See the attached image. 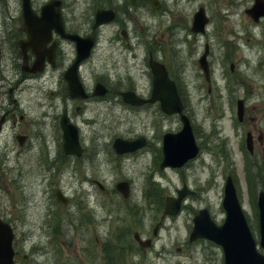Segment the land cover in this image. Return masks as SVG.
I'll return each instance as SVG.
<instances>
[{"label": "rangeland", "instance_id": "obj_1", "mask_svg": "<svg viewBox=\"0 0 264 264\" xmlns=\"http://www.w3.org/2000/svg\"><path fill=\"white\" fill-rule=\"evenodd\" d=\"M20 1L0 0V26L5 17L20 16ZM44 1L34 3L39 6ZM67 2L69 15L77 22L87 17L89 0ZM252 3L163 0L154 14L139 8L130 30L138 41L134 49L112 40L116 24L105 27L100 32V46L82 64L80 73L89 92L96 81L102 80L109 88L118 86V91L84 104L65 93L62 72L67 58L56 69L21 77L19 67H14L19 59L12 62L13 41L0 40V69L3 59L12 63L8 71L3 70V78L0 75V115L10 108L8 115L14 110L19 122L15 126L8 119L0 131V214L13 227L19 257L26 254L32 264H54L56 260L98 264L99 258L81 254L82 248L97 236L111 240L114 230L126 226L131 228V238L136 230L140 237L151 239L147 249L127 255L130 262L126 264H222L219 245L207 239L189 242L188 234L199 208H207L216 224L223 221L221 200L227 175H231L258 243L253 196L256 187L264 188V19L254 22L245 13ZM199 6L204 7L209 20L205 33L195 35L190 24ZM147 27L166 51L157 49L153 53L172 65L184 112L197 131L199 153L181 167H159L162 134L180 128L178 116L163 114L156 103L126 104L119 96L125 89L144 95L150 91L145 60ZM205 43L210 49L209 89L196 65ZM117 82L120 84L115 85ZM237 98H243L245 108L239 124L234 123ZM76 104H81L80 110L74 109ZM63 107L79 127L83 146L79 157L62 154L58 117ZM19 115H23L22 120ZM247 130L254 147L252 153L244 154ZM16 133L27 136L22 146L14 137ZM139 136L146 140L140 149L124 154L113 151L115 137ZM258 168L261 177L256 184L248 176H254ZM119 181L128 182L126 197L115 189ZM183 183L194 193L183 198L176 214L162 215L165 196H176V188ZM54 188L69 198L67 204L55 200ZM81 212L95 222L80 223ZM54 214L61 218L58 236L53 235L50 224ZM91 250L94 254L98 251Z\"/></svg>", "mask_w": 264, "mask_h": 264}, {"label": "water", "instance_id": "obj_2", "mask_svg": "<svg viewBox=\"0 0 264 264\" xmlns=\"http://www.w3.org/2000/svg\"><path fill=\"white\" fill-rule=\"evenodd\" d=\"M264 2L262 0H256L254 6L247 9L255 20L259 15H264V8L257 9V6ZM56 1L49 0L41 6V15L39 16L38 22L41 25H53L54 18L59 19L60 15L58 9L55 10ZM58 5V4H57ZM22 16L24 18H34L35 15L30 8L29 0H22ZM101 21V13H96V24ZM207 22V17L204 14L202 8H199L194 16L192 23L193 31H203L204 24ZM28 41L31 43L35 41V36L29 34ZM29 43V42H27ZM23 45V44H21ZM91 43L87 45L78 44V55L75 62L70 66L64 73V77L68 83V90L71 96H84L80 83L76 76V63L85 55H87ZM205 55V54H204ZM204 55L201 60H204ZM201 61V62H202ZM153 70V93L152 99H158L160 101L161 109L168 113H181L182 104L176 92V88L171 80L167 78V74L163 65H152ZM202 67L207 73V68L204 64ZM41 69L40 65L36 62L33 63L31 71ZM104 88L101 85H97L95 92L102 94ZM123 99L132 104H138L143 102L138 98L134 97L131 93H123ZM237 114L238 117L242 118L243 108L242 101L237 102ZM181 120L183 126L177 133H166L163 136V160L160 164L161 167L164 165L180 166L187 159L192 158L196 155L198 147L194 142V138L191 131L189 120L183 114H181ZM1 121V120H0ZM60 126L63 133V147L66 153L80 154L81 147L77 140L76 127L69 122L66 116V111L60 118ZM19 143L23 142L24 136H17ZM250 143V136H247V144ZM143 144L141 139H135L133 141L124 140L122 138H116L113 146L117 152L132 151ZM117 188L126 195L127 185L125 182L117 184ZM188 190L183 187L178 190V197L176 199H167L164 213L173 214L179 209L180 199ZM59 199L65 201L64 199ZM223 206L226 210V217L224 222L219 226L216 225L206 209H201L193 218V228L190 233V240H194L198 237H206L220 244L224 251V263L223 264H264V255L257 251L255 241L251 235L249 227L245 221L243 213L239 207L234 194V188L229 180L225 184V195L223 199ZM258 208H259V233H260V246L264 249V191H260L258 195ZM155 232V230H154ZM12 238L13 233L11 227L0 218V264H14L12 260ZM142 246L149 245V241L140 242Z\"/></svg>", "mask_w": 264, "mask_h": 264}, {"label": "flooded vegetation", "instance_id": "obj_3", "mask_svg": "<svg viewBox=\"0 0 264 264\" xmlns=\"http://www.w3.org/2000/svg\"><path fill=\"white\" fill-rule=\"evenodd\" d=\"M70 1L73 3H77L80 0ZM157 1L159 6L158 9H161L163 0ZM91 4L94 5V9L98 8L103 11H111L113 14V18L109 22L99 26L97 29L92 30L90 26L89 30V28H86L88 17L83 18L81 22H77L74 17L69 15V12L67 10V0H61V14L65 31L77 33L81 36L92 34L94 35L95 42L100 46V42L98 39L100 32L105 27L116 24L118 28V33L116 32L114 34V38L112 40L120 42V44H122L125 48H136V46L138 45L137 37L133 35L130 30H133V23L135 22V18L139 8L145 9L148 14L153 13V9L149 4V0H93L91 1ZM22 23L23 20L21 17L13 18L11 21H6L5 23H3L0 32L2 42L8 40L11 34L15 36L16 42L18 39L24 38L26 34L23 31ZM121 30H123L124 35H121ZM147 36L149 38V41L145 43V49H147L148 47L152 48L154 45H160L158 43V40L154 41V35L152 33H148ZM51 46L54 51V67L57 66L61 58L65 56L73 57L76 53L75 42L58 35L54 29L51 30L50 39L40 47V51H42L43 49H48ZM16 49L18 53V46ZM146 54L148 57L152 56L151 49L147 50ZM34 55L35 54L32 52V50L28 48L26 50V63L24 64L25 69L23 68V65L21 66L20 60L14 65V67H22V71L20 70L22 75L25 73L29 77L33 76L32 74L25 72V70L28 69L29 65L33 60ZM82 63H80L79 68L81 67ZM45 64V69H48L50 67L49 64ZM2 65L3 70L8 71V67L11 65V63H9V61L6 62V60L4 59ZM13 123L15 122L13 121Z\"/></svg>", "mask_w": 264, "mask_h": 264}]
</instances>
